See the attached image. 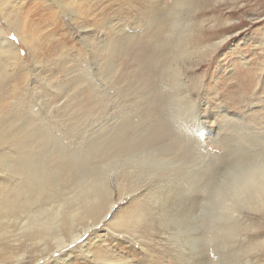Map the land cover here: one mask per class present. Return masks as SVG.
I'll list each match as a JSON object with an SVG mask.
<instances>
[{"label":"rangeland","instance_id":"374dc122","mask_svg":"<svg viewBox=\"0 0 264 264\" xmlns=\"http://www.w3.org/2000/svg\"><path fill=\"white\" fill-rule=\"evenodd\" d=\"M46 1H11L27 8L18 11V30L0 15L19 50L0 49V134L42 125L64 152L79 154L85 142L119 126L137 138L155 125L165 134L162 145L186 153L171 155L181 166L158 178L178 173V187L158 186L155 177L143 189L137 173L118 166L107 176L115 203L90 219L94 228L76 220L72 230L82 234L63 251L51 236L16 242L19 264H264V212L225 206L213 188L264 162V0ZM42 8L48 17L38 25ZM180 40L188 53L174 56ZM163 42L166 60L154 76L143 57L153 49L161 58ZM175 67L182 73L176 86ZM22 154L0 145V160ZM1 171L0 191L9 192L18 179ZM226 221L233 230L216 225ZM11 239H0V264L15 255Z\"/></svg>","mask_w":264,"mask_h":264},{"label":"bare ground","instance_id":"6f19581e","mask_svg":"<svg viewBox=\"0 0 264 264\" xmlns=\"http://www.w3.org/2000/svg\"><path fill=\"white\" fill-rule=\"evenodd\" d=\"M11 1L0 0V15L10 26H13L14 30H18L16 18L18 11L23 9L27 12V8L21 2H19L21 5H18L12 4ZM45 3L51 6V0L43 2L42 5ZM35 13L37 12L35 11ZM48 13L50 12L48 11ZM44 16L48 17V14L42 8L41 20H36L38 25L45 24ZM52 17L55 21L54 12H52ZM0 37L8 38L1 22ZM222 41L223 39L219 43ZM165 42L161 43L160 47L155 44L157 50H160L159 52L162 54L161 58L156 59L153 49L144 53L143 62L147 65L145 66L148 70V72L146 70L147 73L155 76V72L158 70L157 65L166 60L164 53H166L165 49L169 43L164 44ZM186 45L181 40L177 42L174 56H184V53H188ZM0 49L7 54L18 55L17 46L12 42L0 44ZM172 72L173 85L182 84V73L179 68H173ZM197 120L201 128L202 123H199L198 118ZM122 129L123 127L119 126L104 139L99 136L82 143L83 147L79 154L64 152L56 144L55 137L42 125L25 123L17 128L13 136L8 134V128L4 130V134H0V145L7 144L8 148L15 152H25V154L19 155V158L7 155L0 160L1 172L18 179L17 185L11 191H0V239L11 235V241L7 240V242L13 244L15 249V255L10 256V264H19L22 259L23 253L17 250L16 242L33 245L37 238L51 236L53 244L63 251L82 234L81 231L76 233L72 230L76 220H87L89 221L87 227L94 228L95 225L90 219L101 214L105 215L115 203L111 196L112 192L107 176L118 171L116 169L118 166L126 167L132 173H137L139 179H142L141 187L143 189H146L150 184L148 177L153 176L154 170L161 165V162H167L175 167L181 166L175 162L174 158H182L186 151L180 146L162 145L166 139H164L165 134L159 126L154 125L150 132L137 138H126L122 134ZM26 154L29 157H26ZM36 154H42L41 159H33L32 157ZM171 155H175L174 158L170 157ZM246 168L240 172L241 174L230 176L229 179L224 180L223 178L214 181V192L225 206L240 202L245 206H250L251 210L262 213L264 212V162L259 167L248 165ZM177 174L171 176L172 172H170L163 181L157 177V185L180 186V178H177ZM170 176L175 181L166 183V180H170ZM218 182L220 183L218 184ZM67 185L70 187L67 188ZM142 215L138 212L134 217L135 221ZM6 216L7 219H5ZM218 224L221 226L225 224L228 230H233V224L230 222L226 221V223H217L216 225L218 226ZM207 227L208 229L213 228L210 225ZM214 230L219 231V227ZM46 256L44 255L42 258ZM97 263L101 264V262Z\"/></svg>","mask_w":264,"mask_h":264},{"label":"snow or ice","instance_id":"6c2138e0","mask_svg":"<svg viewBox=\"0 0 264 264\" xmlns=\"http://www.w3.org/2000/svg\"><path fill=\"white\" fill-rule=\"evenodd\" d=\"M16 39H17L16 36H11V37H8L7 39H5L3 37H0V44H4V43H8V42H15ZM16 51H19V50L16 49ZM20 55L23 56L24 55V51H20ZM171 167H175V165L169 164L167 162H161V165L158 166L154 170L153 176L150 179H154L155 177L161 176L167 169H169ZM194 227H195L196 230H205V226L204 225L196 224ZM209 242L212 243L214 241H212V239L210 238ZM251 255H253V252L246 253L243 257H240V258L241 259H247Z\"/></svg>","mask_w":264,"mask_h":264}]
</instances>
